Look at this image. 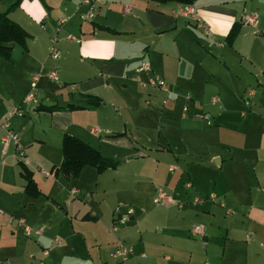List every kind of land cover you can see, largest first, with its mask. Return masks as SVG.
Masks as SVG:
<instances>
[{
  "label": "crops",
  "instance_id": "0c3cea01",
  "mask_svg": "<svg viewBox=\"0 0 264 264\" xmlns=\"http://www.w3.org/2000/svg\"><path fill=\"white\" fill-rule=\"evenodd\" d=\"M16 1L0 0V13L27 34L25 47L13 44L9 57H0V123L18 133L24 152L12 142L3 151L0 139V264H115L110 253L117 241L133 249L126 264H264V0H103L91 19L81 18L86 7L80 0L12 6ZM235 24L240 29L229 40ZM52 37L59 57L50 61ZM141 61L167 82L165 106L162 91H145L135 79L147 77L136 71ZM52 70L57 80L48 77ZM50 93L62 102L46 98ZM29 94L36 105L24 102ZM85 95L101 105L67 108L82 105ZM185 95L192 100L183 115ZM213 97L219 101L212 103ZM15 107L23 116L12 115ZM156 108L168 119L160 133L165 139L193 134L204 143L199 161L186 146L178 154L155 147L159 155L172 154L164 184L172 203L154 205L155 189L143 198L108 181L105 174L116 173L119 164L101 173L86 166L77 177L58 169L65 134L105 158L130 162L137 154L135 128L150 125L141 116H155ZM126 122L134 127L131 136ZM22 166L36 197L24 190ZM210 194L214 202L192 203ZM118 203L135 212L112 233ZM11 217L16 222L9 223ZM16 219L39 233L26 237ZM194 226L199 235L190 234Z\"/></svg>",
  "mask_w": 264,
  "mask_h": 264
},
{
  "label": "rangeland",
  "instance_id": "374dc122",
  "mask_svg": "<svg viewBox=\"0 0 264 264\" xmlns=\"http://www.w3.org/2000/svg\"><path fill=\"white\" fill-rule=\"evenodd\" d=\"M68 37H70V35H68L67 38ZM53 38L56 40L55 37ZM49 60L52 61L51 59ZM145 79H147V77ZM32 89H35L34 83L32 84ZM148 89L149 88H147L145 91H147ZM162 95L164 98L165 95ZM46 98L54 99L56 100V102H62L61 98H59L57 95H54L53 93L47 94ZM47 108L50 107H46L44 112L51 113ZM157 108L155 116H141V121H146L150 123V125L142 124L137 125L135 128V137L132 141L135 143L137 154L132 155L133 160L127 162L118 159L120 161L119 170L116 173L108 172L107 174H105V177L108 179V181L116 179L117 183L120 184L123 189H132L138 196L143 198H146L148 196H151L152 198L153 194L151 195V191H153L154 189L155 193L159 189L164 191V184L167 185V181L171 174L167 170V168L171 164L170 162L172 161V154L164 152L166 154L159 155V151L155 150V147H170L173 154H178L183 150V146H186L189 153L193 155L190 158L193 161H199L198 157L203 155L202 148L204 143L198 140V135L192 134V138H172L168 136L167 139H165L164 134H160L162 133V129H164V127L166 126V121H168V119L165 116H160L158 114L160 113V110ZM117 109L121 115H123L124 113L126 115V111H124L121 107L118 106ZM241 110L244 114L245 111L243 110V108L237 109L238 112ZM134 117L136 119V115ZM137 118H139V115ZM121 123L123 125V121ZM180 123H182V120H180V118H176L173 121V124L176 126H179ZM124 126L125 130H127V136H131L129 132H133L132 130L134 129V127H132L129 122H126ZM147 147L153 148V150L146 149ZM120 156L125 155L123 153L121 155L120 153ZM136 156L138 158H135ZM185 156L188 157L187 155Z\"/></svg>",
  "mask_w": 264,
  "mask_h": 264
},
{
  "label": "built area",
  "instance_id": "2783aa9c",
  "mask_svg": "<svg viewBox=\"0 0 264 264\" xmlns=\"http://www.w3.org/2000/svg\"><path fill=\"white\" fill-rule=\"evenodd\" d=\"M103 0H80L81 4L86 7V12L81 15L82 19H91L94 14H95V9L99 4L102 3ZM125 11L128 12L130 11V8L127 7L125 8ZM187 12H192L191 9H187ZM254 18L250 19V22H254ZM69 40L79 42V39H76L73 36L68 37ZM59 57V51L56 48V40L52 37L50 39V46H49V52H48V58L51 60H57ZM137 73H146L147 74V79H142L140 76L135 77L138 82L143 87H152L155 89H158L162 91L165 94V98L161 100V105L165 106L167 104V98L170 95V89L168 87L167 82L160 77L157 74H154L151 70V67L147 62H141L139 66L136 69ZM48 77L51 80H57V72L56 70H52L49 72ZM36 79V78H35ZM183 100L185 104L182 106V114H186L189 111V106L188 103L191 102V97L190 95H185L183 96ZM219 101L218 97H213L211 99L212 103H216ZM25 103H33L37 104L38 100L36 99L34 94H29L28 96L25 97L24 99ZM12 115L15 116H23L22 109L20 107H15L12 111ZM200 118L205 120L207 125H211V120L208 116L207 113H202L200 114ZM3 131L4 134L0 137L1 142H2V150L5 151V149L8 147L9 143L12 142L15 146L16 151L19 153H23L24 149L22 146L19 144V135L17 132H15L13 129L10 128L9 123L7 121H4L0 123V132ZM92 132L95 133V129H92ZM170 171L174 170V167L169 168ZM186 186L189 187L190 184L186 183ZM205 200H209L210 202H214L215 196L214 194H210L208 197H203L201 195L197 196L194 201L192 202L193 204L196 203H202ZM173 199L172 197L164 192L163 190L159 189L156 191L155 196L153 197V203L155 205H167L169 203H172ZM179 207L180 202L176 203ZM0 212H2L0 210ZM134 208L126 203H118L116 207L113 210V218H112V223L110 226V231L112 233H115L120 226L126 225L131 220L133 219L134 216ZM16 222L14 218H10L9 223ZM17 224L21 225L23 227V233L26 237L31 236L32 234H38V230H32L28 226L24 225L22 220H18ZM201 233V228L199 226H194L190 230V234L192 236L199 235ZM133 249L131 246L124 245L121 241H117L115 244V247L113 251L110 253V257L115 261V264H126V261L128 260L129 256L132 254Z\"/></svg>",
  "mask_w": 264,
  "mask_h": 264
},
{
  "label": "trees",
  "instance_id": "16d2710c",
  "mask_svg": "<svg viewBox=\"0 0 264 264\" xmlns=\"http://www.w3.org/2000/svg\"><path fill=\"white\" fill-rule=\"evenodd\" d=\"M17 0L12 6L16 5ZM157 3H178L182 5L192 4L196 0H148ZM239 25H233L228 34L229 40L238 33ZM26 32L15 22L10 20L7 13H0V57L8 58L12 45L19 44L25 47ZM101 105V99L92 95H85L82 105L76 107L68 106L69 109H94ZM46 109V108H45ZM51 110V108H47ZM62 161L58 169L65 175L77 177L81 170L86 166L94 167L97 172L101 173L109 168H115L119 164L116 161L103 157L100 152L78 138L70 135H63L61 141ZM23 177L25 179L24 190L30 196H38L39 191L31 178V174L22 166Z\"/></svg>",
  "mask_w": 264,
  "mask_h": 264
}]
</instances>
